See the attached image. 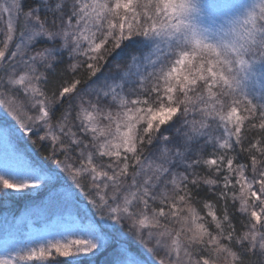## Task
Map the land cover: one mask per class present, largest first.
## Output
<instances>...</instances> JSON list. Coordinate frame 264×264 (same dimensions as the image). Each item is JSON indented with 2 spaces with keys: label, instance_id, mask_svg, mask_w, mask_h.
<instances>
[{
  "label": "snow or ice",
  "instance_id": "1",
  "mask_svg": "<svg viewBox=\"0 0 264 264\" xmlns=\"http://www.w3.org/2000/svg\"><path fill=\"white\" fill-rule=\"evenodd\" d=\"M0 140V264H264V0H0Z\"/></svg>",
  "mask_w": 264,
  "mask_h": 264
},
{
  "label": "rangeland",
  "instance_id": "2",
  "mask_svg": "<svg viewBox=\"0 0 264 264\" xmlns=\"http://www.w3.org/2000/svg\"><path fill=\"white\" fill-rule=\"evenodd\" d=\"M25 140L27 139L25 138ZM28 142L31 143V141ZM12 143L16 149L25 156L26 159H31L29 157L31 155L29 150L26 149V151L23 147H20L18 145V141H13ZM6 162L9 164L14 163L10 158L6 161L5 145L3 141L0 140V167H2ZM30 197L35 196H14L11 199L0 202V206L9 209L13 206L14 202L19 200H28ZM45 197L46 195L42 197L44 200L38 202L41 203L39 208L40 210L38 212L23 214L24 217L15 220L19 224L18 226H4V230L0 232V253L3 251L6 240L9 242L19 241L21 244L36 242L42 237L50 236L62 230L65 221L69 219L68 213H65L63 217L51 214V211L44 207V204H46ZM85 203L86 202L82 201L81 207H83ZM60 259L63 260L64 258Z\"/></svg>",
  "mask_w": 264,
  "mask_h": 264
},
{
  "label": "trees",
  "instance_id": "3",
  "mask_svg": "<svg viewBox=\"0 0 264 264\" xmlns=\"http://www.w3.org/2000/svg\"><path fill=\"white\" fill-rule=\"evenodd\" d=\"M27 3L31 4L34 0H26ZM18 145L23 147L24 150H29L31 154L29 157L31 160H36L43 164H48V161H45L43 158L42 150H38L35 146L29 143L27 140H19ZM26 150V151H27ZM46 194H40V196L30 197L28 200H19L13 203V206L9 209L0 206V232L4 230V226H18L17 221L22 217L23 214L36 213L40 209L42 197ZM42 198V199H41ZM41 199V200H40ZM33 211V212H32ZM109 258V253L105 252L104 254L97 257V264H105V261Z\"/></svg>",
  "mask_w": 264,
  "mask_h": 264
}]
</instances>
